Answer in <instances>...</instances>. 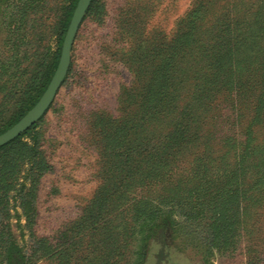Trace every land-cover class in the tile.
Segmentation results:
<instances>
[{
    "label": "rangeland",
    "instance_id": "1",
    "mask_svg": "<svg viewBox=\"0 0 264 264\" xmlns=\"http://www.w3.org/2000/svg\"><path fill=\"white\" fill-rule=\"evenodd\" d=\"M6 1L0 131L46 92L73 2ZM95 1L36 124L47 168L19 177L31 203L18 185L0 207V261L10 252L12 264H264V0ZM187 36L186 54L164 67ZM173 66L196 93L174 131L153 102ZM148 87L149 101L127 103ZM147 138L155 150L131 151ZM120 158L135 170L117 169ZM154 211L159 228L142 232Z\"/></svg>",
    "mask_w": 264,
    "mask_h": 264
},
{
    "label": "trees",
    "instance_id": "2",
    "mask_svg": "<svg viewBox=\"0 0 264 264\" xmlns=\"http://www.w3.org/2000/svg\"><path fill=\"white\" fill-rule=\"evenodd\" d=\"M6 1V0H2ZM35 1H42V0H35ZM79 0H73L71 6H70V11L67 16V21L63 26V35L67 33L69 23L71 21V18L73 16L74 10L77 6ZM6 5V6H5ZM6 8L10 6L9 0H7L3 5ZM97 8L96 6V1L93 2L90 12L95 11ZM186 37V36H185ZM193 38V36H192ZM191 37L187 36V39L189 41H185L182 46H176L172 51L169 52V56H164V67L166 66V63L170 62H176L180 59L183 58V56L186 54L187 51L184 54H180V49L182 50L184 48V44L191 45L192 44V39ZM188 42V43H187ZM168 52V51H167ZM191 53V52H189ZM203 54L205 55L206 52L203 51ZM190 55V54H188ZM193 55V54H192ZM166 62V63H165ZM173 64V63H172ZM171 64V65H172ZM170 65V67H171ZM146 66V60H144V65ZM169 67V68H170ZM167 77H163L161 79L160 85L162 86L159 89H156V94L153 98L156 100V98H160L161 100L158 102V104H161L162 115L164 116L165 121H171V124L173 125V131L178 129H181L183 125H185L186 120L191 116V111L192 108L194 107V96H195V86H192L191 83H188L189 81L188 77L185 79L184 77H181L179 75V72H177L175 66H173V70L168 71ZM145 79L141 78L139 80V83L142 85L144 84ZM193 87V88H192ZM150 88L143 93H134L131 90L130 93L127 94L126 101L130 105L133 103H136L140 101L141 99L145 102L149 101L148 94ZM154 91V90H151ZM43 90L41 91V93ZM143 94L144 97H143ZM41 95V94H40ZM151 95V94H150ZM34 106V104L28 108L26 112H24L20 117H18L15 121L9 124L8 127L0 131V135L6 132L8 129L12 128L16 123H18L21 118H23L27 113L31 110V108ZM150 103L148 106H146V110L151 109ZM153 114H160L159 109H154ZM150 116H153L152 114ZM39 125H35L32 129H30L28 132L23 134L21 137L13 141L12 143L0 148V207L1 205L4 204L7 198V194L10 191H15L18 187V185L21 187L19 190L20 198L22 201V206L25 207L26 205H30L31 200L28 198L29 194H26V188L25 184L27 183L26 180H23L22 185L19 184L20 181V176L25 173L26 175H32L36 174L37 172L43 171V169L47 168L46 160L41 152L40 148V132L38 131ZM123 128L120 126L116 133H120ZM114 133V132H113ZM115 135V137L120 138L119 136L122 135L123 141L127 139L126 135L123 134H118ZM26 139H29V142H26ZM155 139L147 138L146 142H142V144H138L135 148L131 149V151H137L138 154L140 153H148L152 150H155L157 148ZM134 144V143H132ZM131 144V145H132ZM136 145V144H135ZM160 145V144H159ZM163 147L164 152L168 150V148L171 146L169 143L161 145ZM130 151V150H128ZM166 156V155H165ZM118 158V155L117 157ZM120 158L119 161H117L118 166L120 164H123L126 167V169L129 170H135L134 164L136 162H131L127 159ZM128 163V164H125ZM131 163V164H130ZM117 167V169H119ZM8 199V198H7ZM160 213L158 211H154L150 216L149 219H151L149 222L148 220L145 219L143 225H142V232L146 231L145 229L150 228V232H154L155 229L159 228V226L156 224L158 221V216ZM165 228V224L162 225ZM151 234V233H150ZM145 241V238L142 239V242ZM160 243V242H159ZM161 246H165V242L160 243ZM141 252V251H140ZM140 256V253H138ZM2 255L1 253V241H0V256ZM142 256V255H141ZM140 256V258H141ZM14 255L10 252H8V255L6 254L5 256V261L7 260V264H12L14 260ZM143 258V256H142ZM0 264H6L5 262H1ZM137 264V263H136ZM138 264H140L138 262Z\"/></svg>",
    "mask_w": 264,
    "mask_h": 264
},
{
    "label": "water",
    "instance_id": "3",
    "mask_svg": "<svg viewBox=\"0 0 264 264\" xmlns=\"http://www.w3.org/2000/svg\"><path fill=\"white\" fill-rule=\"evenodd\" d=\"M94 0H79L63 43L58 68L46 92L35 107L10 130L0 135V148L12 143L32 129L46 115L62 88L70 67L72 49L79 29Z\"/></svg>",
    "mask_w": 264,
    "mask_h": 264
}]
</instances>
